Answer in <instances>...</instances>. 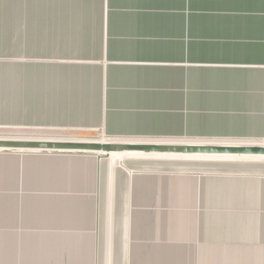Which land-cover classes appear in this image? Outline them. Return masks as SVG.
<instances>
[{"label":"crops","instance_id":"obj_1","mask_svg":"<svg viewBox=\"0 0 264 264\" xmlns=\"http://www.w3.org/2000/svg\"><path fill=\"white\" fill-rule=\"evenodd\" d=\"M0 125L262 139L264 0H0ZM138 160L0 150V264H264L263 175Z\"/></svg>","mask_w":264,"mask_h":264},{"label":"rangeland","instance_id":"obj_2","mask_svg":"<svg viewBox=\"0 0 264 264\" xmlns=\"http://www.w3.org/2000/svg\"><path fill=\"white\" fill-rule=\"evenodd\" d=\"M0 137H9L11 139H42V140H54V139H87V138H110L118 139H141V140H159V141H214L221 139H208V138H195L194 136H181L172 138H120L107 136L102 130H86V129H62V128H44L40 126H8L0 125ZM225 141H264L262 139H224ZM223 140V141H224ZM98 156V155H97ZM143 158L144 160H138L139 162H150L149 165L154 166L156 171L160 172H192L195 174H244V175H263L264 176V163L257 161L246 162H225V161H212L210 160H197L184 159L180 157H172L177 159H168L160 157ZM112 160L114 162H123L129 160V157L123 159L113 160L111 156H101L100 161ZM243 161V160H241Z\"/></svg>","mask_w":264,"mask_h":264},{"label":"water","instance_id":"obj_3","mask_svg":"<svg viewBox=\"0 0 264 264\" xmlns=\"http://www.w3.org/2000/svg\"><path fill=\"white\" fill-rule=\"evenodd\" d=\"M0 150L52 151L63 153H132L143 155H225L264 157V145H217L206 143H135L110 141L106 143L42 139H0Z\"/></svg>","mask_w":264,"mask_h":264},{"label":"bare ground","instance_id":"obj_4","mask_svg":"<svg viewBox=\"0 0 264 264\" xmlns=\"http://www.w3.org/2000/svg\"><path fill=\"white\" fill-rule=\"evenodd\" d=\"M18 138V137H17ZM16 138V139H17ZM99 138V137H98ZM94 139V138H87V139H58L61 141H84V142H97V143H106L110 141H114L113 139H108V138H100V139ZM0 139H11L9 137H0ZM57 140V139H54ZM117 141H128V142H135V143H206V144H217V145H251V144H260L264 145V141H255V142H248V141H223V140H214V141H159V140H141V139H118ZM43 152V151H42ZM48 152V151H47ZM52 152V151H51ZM75 153V152H74ZM99 156H111L113 160H118L123 159L124 157H129V158H148L149 157H160V158H172V157H180V158H187V159H212V160H243V161H257L260 163H264V157H258V156H225V155H218V156H211V155H143V154H132V153H97Z\"/></svg>","mask_w":264,"mask_h":264}]
</instances>
